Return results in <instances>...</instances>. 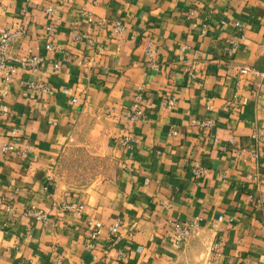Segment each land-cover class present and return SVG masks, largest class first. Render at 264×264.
I'll use <instances>...</instances> for the list:
<instances>
[{"label":"crops","instance_id":"crops-1","mask_svg":"<svg viewBox=\"0 0 264 264\" xmlns=\"http://www.w3.org/2000/svg\"><path fill=\"white\" fill-rule=\"evenodd\" d=\"M56 2L0 0V35L24 32L11 63L43 59L0 69V264H264V0H63L53 20ZM176 223L195 226L182 246Z\"/></svg>","mask_w":264,"mask_h":264},{"label":"built area","instance_id":"built-area-1","mask_svg":"<svg viewBox=\"0 0 264 264\" xmlns=\"http://www.w3.org/2000/svg\"><path fill=\"white\" fill-rule=\"evenodd\" d=\"M63 0H58L55 4L50 6L46 12L52 18L53 20L55 19V16L58 12L60 2ZM238 29H240L242 32L244 31L243 28L240 25H236ZM55 31V29L50 26L47 28L48 34H52ZM123 31V25L120 22H117L114 26L113 33L114 35H119ZM20 32V33H19ZM18 33H11L9 31H4L0 35V69L3 70H8L12 73H15L16 71L20 70H27V71H37V69L40 67V65L43 62V59L37 55H30L27 57L24 61H22L19 65H14L11 63L10 59L8 58L7 51L11 44L15 41L17 38L18 34H24L23 31H19ZM76 39L81 38H86L84 35H76ZM52 45H47L46 49L48 51L52 50ZM237 46L236 43L232 42L230 46L227 49V54L229 56H232L236 50ZM240 74H253L257 75V73L249 68H242L239 70ZM262 76L264 77V73H262ZM30 87L34 86V83L29 84ZM38 90L41 92H47L46 86L42 83L37 85ZM177 104V99L172 96V95H167L164 105L165 108L169 111H172ZM2 112L7 115V108H2ZM143 113H144V94L142 92L137 93L128 108L126 114L122 117V121L124 125H127L130 127L131 125H134L138 122H141L143 120ZM189 125L201 132H210L214 130L215 128V123L213 119H207V118H199V117H194L190 120ZM123 145L126 147H131L132 143L134 142L133 138L131 137L130 134L124 136V139L122 140ZM13 150L12 145L6 144L2 147V152H7ZM205 174V171L200 168L199 164L194 165V171L193 175L194 178L198 179L202 175ZM262 204H264V197L261 199ZM7 212L10 213L12 212V207L8 202H5ZM55 211L60 212L66 215L74 216V217H81L84 213V205L81 203L77 202H64L61 203L60 205L55 206ZM26 215H32L35 217L37 220L40 221H46L47 217L46 215L41 211L36 208H31L28 212H26ZM86 227L87 230L89 231V236L91 240H96L98 236L100 235L101 231V225L98 223H95L92 220H87L86 221ZM193 223H176L175 225V237H176V244L177 246H182V244L186 241V239L190 236L192 229L194 228ZM109 231L112 234H116L117 228L116 227H110ZM120 260L125 262L126 260V255L124 253L119 254Z\"/></svg>","mask_w":264,"mask_h":264}]
</instances>
